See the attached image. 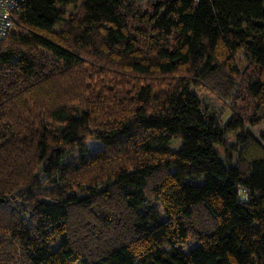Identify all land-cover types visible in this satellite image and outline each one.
<instances>
[{"label":"trees","instance_id":"trees-1","mask_svg":"<svg viewBox=\"0 0 264 264\" xmlns=\"http://www.w3.org/2000/svg\"><path fill=\"white\" fill-rule=\"evenodd\" d=\"M210 91L253 113L224 122ZM263 119L264 0H24L0 37V264H264Z\"/></svg>","mask_w":264,"mask_h":264},{"label":"rangeland","instance_id":"rangeland-1","mask_svg":"<svg viewBox=\"0 0 264 264\" xmlns=\"http://www.w3.org/2000/svg\"><path fill=\"white\" fill-rule=\"evenodd\" d=\"M137 2L139 3V5L141 6V8H147L149 5L150 0H137ZM243 58V56H239L238 57V61H240ZM113 76L115 75H110L106 78V84L107 85H111L114 86V88H117V90L119 91H124L126 88H130V83H128L127 85H120L117 83L111 84L110 83V79L108 78H113ZM176 78L178 77H173L172 75L166 76V77H158L155 78V86H159V88H161L162 93H164L166 90H168L169 88H171V86H169V82H173L176 80ZM161 81V82H159ZM162 82H164L162 84ZM162 84V85H161ZM172 85V84H170ZM99 89H97L96 92H98ZM101 93L106 94V96H109V92L104 91V90H100ZM223 94V93H221ZM256 102V99L252 98L250 95H247V93L243 92L241 94H238L236 96H234V98H223L220 95L213 93L210 91L209 93V97L206 100V103H208L209 107L208 109H210L211 112L215 113L216 115H218V117H220L224 122L227 121L230 117L231 114L234 113L235 109H238L242 112H248V114H252V105ZM250 130L261 140H263V145H264V119L262 121H260L259 123H257L256 125H254L253 127L250 128ZM92 146H95V143H93ZM237 159L236 155L233 158L232 162H235Z\"/></svg>","mask_w":264,"mask_h":264},{"label":"built area","instance_id":"built-area-1","mask_svg":"<svg viewBox=\"0 0 264 264\" xmlns=\"http://www.w3.org/2000/svg\"><path fill=\"white\" fill-rule=\"evenodd\" d=\"M24 0H0V37L18 32V13Z\"/></svg>","mask_w":264,"mask_h":264}]
</instances>
